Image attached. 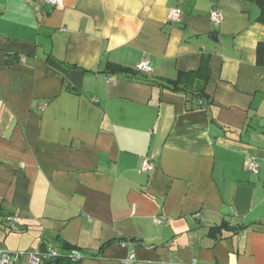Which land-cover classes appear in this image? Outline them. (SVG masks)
Segmentation results:
<instances>
[{"label": "crops", "instance_id": "obj_1", "mask_svg": "<svg viewBox=\"0 0 264 264\" xmlns=\"http://www.w3.org/2000/svg\"><path fill=\"white\" fill-rule=\"evenodd\" d=\"M257 1L0 0V251L65 242L81 256L69 264L131 252L133 264H264ZM203 59L207 106L157 85ZM143 60L149 74L105 72Z\"/></svg>", "mask_w": 264, "mask_h": 264}, {"label": "built area", "instance_id": "obj_2", "mask_svg": "<svg viewBox=\"0 0 264 264\" xmlns=\"http://www.w3.org/2000/svg\"><path fill=\"white\" fill-rule=\"evenodd\" d=\"M43 3L50 8H59L62 4V0H43ZM181 18V10L179 8H171L167 12L166 21L168 23H178ZM209 18L213 24H217L221 20V15L219 12H211ZM20 62H24L25 58L23 56L19 57ZM139 74H149L151 72V63L148 60H143L139 63L136 70ZM110 82L111 79H108ZM155 164L152 160L145 159L141 162L140 171L142 173L150 172L154 169ZM246 169L250 172L251 175L256 176L259 173V164L253 160H248L245 163ZM159 223V221H156ZM6 225L9 229H15L18 224V220L15 217H8L5 220ZM125 245V243H123ZM130 245V243H128ZM24 257L28 264H44L51 263L53 261H58V259L63 258L64 254L61 250L55 246H46L44 249L34 248L29 251H26L22 254H11L9 252L0 251V264H15L16 260ZM70 261L75 263L81 259V256L76 252L69 253ZM135 253L131 252L123 260V264H133L135 262Z\"/></svg>", "mask_w": 264, "mask_h": 264}, {"label": "trees", "instance_id": "obj_3", "mask_svg": "<svg viewBox=\"0 0 264 264\" xmlns=\"http://www.w3.org/2000/svg\"><path fill=\"white\" fill-rule=\"evenodd\" d=\"M257 3L260 9L257 21L264 25V0H259ZM256 65L264 67V43H258L256 46ZM105 72L107 74H121L128 77H134L139 74L136 71L123 69L119 66L109 63L106 65ZM208 74L209 70L207 67V62L206 59H203L197 70L191 72H180L175 79L165 80L158 83L157 85L161 88L171 91L172 93L183 95L185 98V103H191L193 100H196L201 102V107H204L208 105L207 98L204 94V85L207 81ZM143 79L144 77H140L139 80ZM186 110L192 111L193 108L189 107L186 108ZM56 247L64 254L63 258L58 259L57 264H69L71 262L69 258V253L71 252L70 250L75 248L66 244L65 242H59Z\"/></svg>", "mask_w": 264, "mask_h": 264}, {"label": "water", "instance_id": "obj_4", "mask_svg": "<svg viewBox=\"0 0 264 264\" xmlns=\"http://www.w3.org/2000/svg\"><path fill=\"white\" fill-rule=\"evenodd\" d=\"M52 264H57V261H56V260H55V261H53V262H52Z\"/></svg>", "mask_w": 264, "mask_h": 264}]
</instances>
